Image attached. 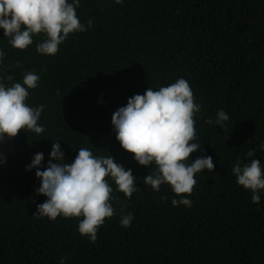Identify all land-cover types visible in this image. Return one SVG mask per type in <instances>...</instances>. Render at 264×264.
<instances>
[{
    "label": "trees",
    "instance_id": "16d2710c",
    "mask_svg": "<svg viewBox=\"0 0 264 264\" xmlns=\"http://www.w3.org/2000/svg\"><path fill=\"white\" fill-rule=\"evenodd\" d=\"M76 12L87 30L69 34L54 56L36 51L44 34L19 50L0 28V85L37 74L26 103L44 105L38 124L45 129L0 142V264H61V257L64 264H264V190L253 203L232 172L253 159L264 169V0H80ZM180 78L201 107L194 117L201 148L190 159L211 156L215 165L196 174L184 197L168 184L159 191L144 184L154 165L123 149L112 124L129 98ZM221 109L229 116L224 128L206 123ZM53 142L65 163L87 148L136 177L130 199L108 178L115 214L94 243L78 231L82 217L34 216L47 197L37 194L36 169L26 168L43 153L44 170ZM181 198L191 207L172 204ZM129 213L134 219L123 227Z\"/></svg>",
    "mask_w": 264,
    "mask_h": 264
},
{
    "label": "clouds",
    "instance_id": "9594fccd",
    "mask_svg": "<svg viewBox=\"0 0 264 264\" xmlns=\"http://www.w3.org/2000/svg\"><path fill=\"white\" fill-rule=\"evenodd\" d=\"M80 0H0V28L9 38L12 47L25 50L33 43V36L44 34L46 37L37 44L38 53L54 56L59 46L75 32L87 30L80 22L76 9ZM122 4L123 0H115ZM92 26V19L88 27ZM4 53L0 50V61ZM40 77L28 72L22 83L11 87L0 85V142L5 136L15 138L21 131L41 134L45 129L38 124L44 105L30 107L26 101L28 89H35ZM26 86V87H25ZM201 107L195 103L190 84L183 78L159 90L148 88L143 95L136 94L128 99L127 105L113 113L112 124L116 139L127 152L142 166H153L154 169L144 177L145 185L159 191L162 184L171 186L178 197L190 196L197 183L195 176L204 169L214 171L215 165L211 156H202L194 161L191 154L201 148L195 131V115ZM229 120L228 114L219 110L215 123L224 128ZM264 150V143L260 145ZM255 149L246 154L252 157ZM51 159L44 170H40L44 161L43 153H37L26 170L36 169L35 175L41 181L37 194L46 196L45 202L37 205V218L47 217L55 221L57 217H77L82 219L78 231L87 236L91 242L97 240L99 228L106 218H111L115 210L110 203L113 188L108 183L114 180L116 190L131 198L137 191L136 177L132 170H126L110 155L94 156L87 148H80L72 163H65V154L60 144L53 142ZM59 163H52V161ZM190 161V163H189ZM3 158L0 157V163ZM238 161L232 169L237 183L252 191L253 203L260 202L258 192L264 190V169L259 159L243 164ZM174 206L191 207L188 198L173 199ZM134 216L129 213L121 217V225L130 227ZM64 264V257H61Z\"/></svg>",
    "mask_w": 264,
    "mask_h": 264
}]
</instances>
